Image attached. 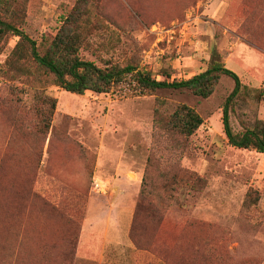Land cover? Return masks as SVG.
<instances>
[{
    "label": "rangeland",
    "instance_id": "rangeland-1",
    "mask_svg": "<svg viewBox=\"0 0 264 264\" xmlns=\"http://www.w3.org/2000/svg\"><path fill=\"white\" fill-rule=\"evenodd\" d=\"M79 5L99 24L82 58L180 80L217 50L243 85L233 131L264 119V0H27L24 29L49 41ZM17 41L0 46V264H264V153L228 143L231 77L208 98L130 79L76 94L2 73ZM35 88L57 99L48 133ZM181 104L203 118L189 138L168 127Z\"/></svg>",
    "mask_w": 264,
    "mask_h": 264
},
{
    "label": "trees",
    "instance_id": "trees-1",
    "mask_svg": "<svg viewBox=\"0 0 264 264\" xmlns=\"http://www.w3.org/2000/svg\"><path fill=\"white\" fill-rule=\"evenodd\" d=\"M27 16V0H0V46L8 34L18 41L5 61L3 72L16 78L23 75L39 83H50L76 94L87 91L109 93L116 87L132 80L136 94H147L157 89L184 90L201 98L210 97L221 79L229 76L234 80V89L223 105V126L228 143L239 149L256 150L264 153V119L255 121L240 133L233 131L230 111L241 91L240 77L226 67L220 53L214 50L208 67L187 79L158 80L149 71L129 64H107L99 66L94 61L80 56V50L88 44L94 23L84 6L73 8L66 16L57 34L49 41L39 44L24 29ZM170 78V76H168ZM35 105L40 117L41 129L48 133L56 110L57 99L46 95L39 88L34 89ZM203 124L202 116L192 107L181 104L170 115L168 127L189 138ZM259 195L249 193L247 202L256 203Z\"/></svg>",
    "mask_w": 264,
    "mask_h": 264
},
{
    "label": "crops",
    "instance_id": "crops-1",
    "mask_svg": "<svg viewBox=\"0 0 264 264\" xmlns=\"http://www.w3.org/2000/svg\"><path fill=\"white\" fill-rule=\"evenodd\" d=\"M104 224H105V220L101 221L100 226H103Z\"/></svg>",
    "mask_w": 264,
    "mask_h": 264
}]
</instances>
